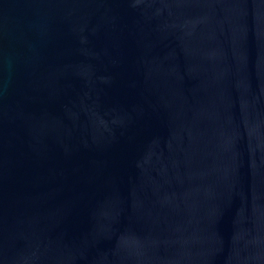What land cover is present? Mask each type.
I'll use <instances>...</instances> for the list:
<instances>
[{"label": "water", "instance_id": "water-1", "mask_svg": "<svg viewBox=\"0 0 264 264\" xmlns=\"http://www.w3.org/2000/svg\"><path fill=\"white\" fill-rule=\"evenodd\" d=\"M0 264H264V0H0Z\"/></svg>", "mask_w": 264, "mask_h": 264}]
</instances>
